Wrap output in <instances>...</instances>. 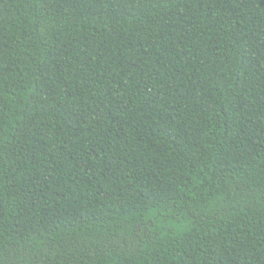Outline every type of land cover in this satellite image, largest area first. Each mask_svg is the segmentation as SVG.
<instances>
[{"label": "trees", "instance_id": "trees-1", "mask_svg": "<svg viewBox=\"0 0 264 264\" xmlns=\"http://www.w3.org/2000/svg\"><path fill=\"white\" fill-rule=\"evenodd\" d=\"M0 264H264V0H0Z\"/></svg>", "mask_w": 264, "mask_h": 264}]
</instances>
